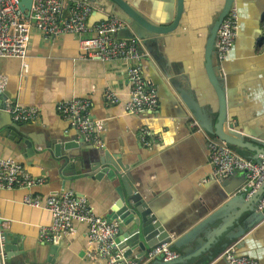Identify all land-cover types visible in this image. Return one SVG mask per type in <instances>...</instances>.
<instances>
[{
	"label": "crops",
	"instance_id": "1",
	"mask_svg": "<svg viewBox=\"0 0 264 264\" xmlns=\"http://www.w3.org/2000/svg\"><path fill=\"white\" fill-rule=\"evenodd\" d=\"M127 1L152 22L165 25L175 15V7L166 0ZM222 3L223 0H184L179 30L168 35L166 43L162 41L158 48L152 47L151 53L137 39L144 78L159 94L154 112L126 113L129 64L121 60L105 62L86 57L80 50V41L91 34L46 39L33 29L26 73H21L18 60H0V74L7 77L0 96V158H12L22 163L31 177L43 179L42 184L29 189L0 190V213L8 222L7 235L18 244L12 249L23 251L29 261H43L54 244L38 237L39 229L51 224L50 212L25 205L23 196L26 193L45 198L72 190L86 197L93 213L102 218H106L118 198L116 184L108 178L98 181L84 175L61 176L53 159V149L46 144L53 137L81 139L56 113L55 106L62 100L85 98L91 101L90 117L104 123L105 150L119 155L123 164L132 167L134 184L173 235L186 232L192 224L220 206L225 188L222 180L211 177L207 146L210 138L199 129L181 102L178 90L192 88L198 100L216 104L205 74L204 49ZM239 13L240 19H244L241 20L243 40L235 44L232 58L225 68L231 79L229 101L232 105L228 120L237 124L234 130L245 141L260 147L264 144V44L253 53L248 42L257 28L247 10ZM262 36L261 26L260 38L264 43ZM154 57L160 60V64ZM107 89L117 94L119 102L105 104L103 94ZM4 99L20 101L38 109V120L14 122L1 110ZM141 128H147L151 134L148 146L139 140ZM233 150L245 158L254 156L246 150L234 147ZM229 183V188L237 187L233 194L241 193L244 173L237 172ZM73 227V234L58 241L56 264H105V260L98 257L89 259L94 245L89 241L87 225L75 222ZM257 232L238 253L264 262V227ZM223 251L216 252L212 264H226L218 261L223 260ZM131 260L137 261L129 258L127 262ZM146 262L144 258L139 264ZM7 264H20V261L13 258L7 260Z\"/></svg>",
	"mask_w": 264,
	"mask_h": 264
},
{
	"label": "built area",
	"instance_id": "2",
	"mask_svg": "<svg viewBox=\"0 0 264 264\" xmlns=\"http://www.w3.org/2000/svg\"><path fill=\"white\" fill-rule=\"evenodd\" d=\"M26 0H0V60L16 59L19 61L21 73L28 71V48L31 30L36 29L44 38H56L61 35H86L91 37L80 41L81 51L91 59L101 61H126L129 98L125 103V111L129 115L154 112L158 106L156 88L144 78L137 39H117L116 34L125 23L116 16H110L107 21H100L92 26L87 20L94 6L85 0H30V6L24 11ZM237 9L232 6L218 27L214 48L217 60L228 59L237 31ZM7 77L0 74V96L3 95ZM104 102L114 105L119 102L118 96L110 89L104 91ZM91 101L85 98H73L59 101L55 110L58 116L67 121L78 133L79 137L91 143L97 149H106L102 120L90 117ZM1 110L8 114L14 122H35L39 118L38 109L26 106L20 101L4 99ZM208 139L209 160L212 166L211 177L222 180L237 172L245 175V183L241 188L247 197L252 196L264 182V155L259 154V162L237 154L231 146L215 138ZM140 142L148 146L151 134L147 128L139 132ZM43 183L42 178H33L22 163L12 158H0V190L29 189ZM25 205L32 208H43L51 214V224L41 227L38 237L41 241L55 243L67 235L74 233V223L87 225L89 241L94 245V252L89 259L101 258L105 264H119L122 256L115 245L119 223L108 221L95 215L84 196L77 195L72 190H64L48 197L26 193L23 196ZM264 210V198L257 211ZM8 222L0 213V264H7L5 256V239ZM161 256L163 261H170L178 254L170 248V242L161 243L145 254L147 261ZM226 264H259L247 256L238 255L234 245L227 247L221 254ZM127 264H138L136 260Z\"/></svg>",
	"mask_w": 264,
	"mask_h": 264
},
{
	"label": "water",
	"instance_id": "3",
	"mask_svg": "<svg viewBox=\"0 0 264 264\" xmlns=\"http://www.w3.org/2000/svg\"><path fill=\"white\" fill-rule=\"evenodd\" d=\"M85 1L97 8V10L94 8L89 16L88 26L107 21L110 16H116L125 23V26L117 32L116 38L139 39L143 45L147 46L150 53L152 47L158 48L162 41L166 43L167 36L179 30L184 9V0H166L175 7V15L164 25L152 22L127 0ZM29 6L30 0L24 1V11H27ZM232 6L238 13L236 37L228 59L220 62L214 54L215 37L218 27ZM240 10H247L249 18L254 20L257 28L248 42L252 46L253 53L255 49L263 47L264 43L260 35L261 26L262 32L264 31V0H223L208 32L204 49L205 74L216 97V104L198 100L192 88L178 90V95L206 137H214L231 147L251 152L254 154L252 159L259 162V154L264 155V144L259 147L253 142L245 141L243 136L234 130L237 124L228 120V110L232 105L229 101L231 79L225 68L232 58L235 44L243 40L241 20L244 19H240ZM245 32L244 29L243 33ZM154 60L160 64L157 57H154ZM165 76L169 79L167 74ZM156 91L159 101L158 90ZM46 145L49 148L52 147L53 159L64 178L84 175L98 181L108 178L115 182L118 198L105 219L116 220L119 223L118 234L114 240L122 256L119 264H127L129 258H136L139 264L151 248L165 242H170V248L178 254V257L163 261L161 256H157L145 264H212L216 252L223 251L231 245H234L236 253L240 255L238 250L246 247L248 241L257 235L259 229L261 231V227H264V210L257 211L259 201L264 198V182L252 196L247 197L244 192L233 194L237 187L229 188V181L236 173L222 179L221 184L225 192L220 206L200 218L196 224H192L186 232H175L173 235L159 220L151 202L134 184L132 167L123 164L119 155L105 149L99 150L82 139L53 137ZM58 244L55 242L50 247L45 260L29 261L23 251L16 252L12 249L14 245H18L17 241L9 239L6 234L4 247L6 260L18 259L20 264H56ZM263 263L259 261V264Z\"/></svg>",
	"mask_w": 264,
	"mask_h": 264
},
{
	"label": "flooded vegetation",
	"instance_id": "4",
	"mask_svg": "<svg viewBox=\"0 0 264 264\" xmlns=\"http://www.w3.org/2000/svg\"><path fill=\"white\" fill-rule=\"evenodd\" d=\"M214 54L216 55L215 48H214Z\"/></svg>",
	"mask_w": 264,
	"mask_h": 264
},
{
	"label": "trees",
	"instance_id": "5",
	"mask_svg": "<svg viewBox=\"0 0 264 264\" xmlns=\"http://www.w3.org/2000/svg\"><path fill=\"white\" fill-rule=\"evenodd\" d=\"M233 149V147H231Z\"/></svg>",
	"mask_w": 264,
	"mask_h": 264
}]
</instances>
